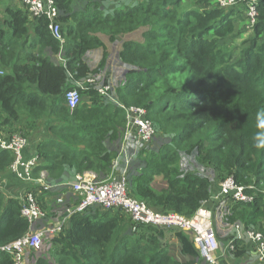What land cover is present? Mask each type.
<instances>
[{
  "label": "trees",
  "instance_id": "1",
  "mask_svg": "<svg viewBox=\"0 0 264 264\" xmlns=\"http://www.w3.org/2000/svg\"><path fill=\"white\" fill-rule=\"evenodd\" d=\"M189 1L184 6L185 0H117L104 14L103 0H53L60 42L44 16L30 17L22 5L0 0V134L29 140V131L44 127L52 136L35 144L41 164L33 178L44 171L46 181H58L65 170L105 178L123 141L125 110L92 85L78 88L85 99L73 109L64 94L72 88L69 74L78 81L101 73L108 46L118 43L117 65L127 72L118 82L117 100L143 108L159 136L168 139L159 150L138 153L128 195L158 211L191 216L210 199L212 182L231 177L252 201H231L218 215L229 228L240 223L264 233V123L258 120L264 112V0L254 5L251 36L236 57L225 42L233 35L234 17L247 19L249 0H233L231 7ZM97 49L102 56L93 68L90 53ZM57 54L65 64L56 62ZM102 73L105 81L109 73ZM13 160L10 151L0 150V174ZM202 168H210L213 177L193 171ZM155 177L166 186L155 189ZM45 196L50 193L38 197L42 207ZM20 208L0 191V247L26 233ZM127 225L120 212L73 214L58 236L30 252V264H207L190 232L173 233L176 257L158 240L162 230L141 225L131 239ZM221 236L232 242V259L246 256L242 239ZM0 264H13L11 255L0 251Z\"/></svg>",
  "mask_w": 264,
  "mask_h": 264
},
{
  "label": "built area",
  "instance_id": "2",
  "mask_svg": "<svg viewBox=\"0 0 264 264\" xmlns=\"http://www.w3.org/2000/svg\"><path fill=\"white\" fill-rule=\"evenodd\" d=\"M30 17L44 16L49 24L48 29L51 36L62 41L59 32V22L57 17L59 10L54 5L53 0H20ZM221 7L233 5V0H217ZM117 0H103L102 11L104 14L111 13ZM257 0H249L246 9V16L249 28L254 23L256 11L254 5ZM56 62L63 65L65 60L60 54L56 56ZM97 58H91L93 68L97 65ZM107 81H104L100 72L89 74L88 76L73 81L69 74V84L72 88L64 94L65 104L69 109L75 108L81 101L78 88L92 85L97 93L115 106L125 110L126 124L125 135H135L137 144L131 152L121 149L111 162V171L105 178H98L93 172H85L81 175L75 174L73 182L65 178L58 181L48 182L45 180V172H40L36 178L32 177V170L38 166V157L33 155L25 160L23 150L27 145V139L21 135L11 136L0 134V150L10 151L14 160L9 167L16 178L25 184L38 186L41 192L56 188L69 187L74 198V203L70 206L63 205V197L56 196L57 205L55 211L56 221L51 225H44L48 219L46 210L38 201V193L28 187L24 191L20 215L27 221L28 229L26 233L15 241L0 247V251L9 253L13 264H30L29 254L37 251L44 239H51L59 235L64 229L67 220L73 214H84L96 209L100 211H117L126 215L131 221L132 231L136 232L140 225L150 226L163 231H186L192 235V243L197 249L200 258L207 264H230L222 260L218 254L219 242L215 234L212 220V212L203 205L198 208L193 215L184 216L172 212L158 211L146 203L128 195V167L136 159L139 152L145 149L155 136L152 123L145 117V110L140 107H126L119 102L116 97L117 83L124 78L127 71L121 65L111 67ZM117 69L119 73H114ZM2 72L0 71V74ZM119 163L122 167L120 168ZM118 173L113 176L112 173ZM199 173V172H198ZM253 196L244 192V187L237 185L231 177H227L218 185V192L215 200L219 203L218 208L225 207L231 201L251 202ZM222 208V210H223ZM222 210H219L222 213ZM230 235L236 239H242L249 243L258 264H264V233L252 227L245 228L240 223H235L230 227ZM226 246L230 252L233 248L231 241H226Z\"/></svg>",
  "mask_w": 264,
  "mask_h": 264
},
{
  "label": "crops",
  "instance_id": "3",
  "mask_svg": "<svg viewBox=\"0 0 264 264\" xmlns=\"http://www.w3.org/2000/svg\"><path fill=\"white\" fill-rule=\"evenodd\" d=\"M16 3V2H15ZM128 1L123 2V4H128ZM16 5H18L16 3ZM19 6V5H18ZM24 8V7H23ZM119 46V45H118ZM117 43L112 44L111 46H108V56L106 59V67L107 70L108 69V65H110L111 67H116L117 64H120L118 62L117 59V53L119 51L120 48H118ZM92 58L96 57L98 62L101 60V51L99 49L97 50H93L91 53ZM98 69V68H97ZM110 72V70H109ZM127 72V71H126ZM125 72V73H126ZM124 73V75H125ZM109 77V75H108ZM107 77V79H108ZM104 79V77H103ZM107 79L105 81H107ZM118 86V83H117ZM85 99L84 97L81 98V100ZM33 131H29V140H27V145L23 150V154H24V158L25 160L32 157L35 154V144L38 143L40 140H45V139H51L52 136L46 132L45 128L43 127L42 130L32 133ZM33 134V139L30 138V135ZM157 138L159 139V142H157ZM122 143L119 147V150L117 152V154L119 153V151L121 149H124L127 152H131L134 148V146L137 144V139L135 137V135L131 134L126 136L125 135V129L123 132V138H122ZM167 136H162L160 137L159 134L157 133L154 138L145 145V149H155V150H159V147H161L164 143H166L167 141ZM131 142V143H129ZM116 154V155H117ZM37 156V155H36ZM115 157V156H114ZM113 157V158H114ZM136 161V159H134L128 167V177L129 175L132 173V168H133V164ZM41 164V160L38 158V165ZM120 168L122 167L121 163H119ZM141 168V165L137 166V169ZM111 171V169H110ZM118 173L117 170H115L112 175L115 176ZM75 173L72 172L71 170H65V174L63 175V177H61L60 179L65 178L67 181L69 182H73ZM59 179V180H60ZM218 182H212L211 185V194H210V199L204 203L203 207L207 208L208 210H210L215 216V218H213V222L215 223V225H217L219 227V229H214L216 231V233L218 234L217 237H219L220 239L222 238L221 235H225L226 233L229 234L231 232L230 228L223 222L221 216L218 215L219 212V203L215 200V195L218 192ZM28 187H32L37 193H38V197H43L44 196V192H41L38 188V186L34 185H29V184H25L22 181L18 180L16 178V176L14 175V173L9 169L6 170L5 172L0 174V191L3 193L4 197L6 199L8 198H12L17 200L20 205L22 204V198L24 195V191L28 188ZM50 193V196H45V201H46V206H43V208L46 210L47 215H48V219L47 221L44 223V225H51L53 224L56 219H55V211L57 208V205L55 203V198L56 196L61 195L63 197V205L64 206H70L74 203V198L72 196L71 190L69 187H64V188H56V189H51L48 191ZM224 210V209H223ZM114 213L117 211H113ZM123 214V213H122ZM126 217V221L128 222V235L130 236L131 239H135L136 237H138L140 235V232L142 230L141 225L138 227L136 232L132 231V225H131V221L129 220V218L125 215ZM69 223V219L67 220L65 227H67ZM214 227V226H213ZM229 228V229H228ZM157 229V228H156ZM160 230V229H159ZM145 231V230H144ZM153 233V232H152ZM172 233L169 231V233H165V231H163L162 233V237L158 238V240L160 241L162 238L166 239L168 236H170ZM171 239L174 242H177L176 238L174 237V235L168 237V239ZM247 245V254L244 258L240 259V260H234L232 259L231 254L228 251V248L226 246V242L223 241L221 239V241L219 242V248H218V254L221 255V258L223 261L230 263V264H258L255 258V254L252 251V247L249 243L246 244ZM36 252V251H35Z\"/></svg>",
  "mask_w": 264,
  "mask_h": 264
},
{
  "label": "rangeland",
  "instance_id": "4",
  "mask_svg": "<svg viewBox=\"0 0 264 264\" xmlns=\"http://www.w3.org/2000/svg\"><path fill=\"white\" fill-rule=\"evenodd\" d=\"M131 1H133V0H131ZM135 1H141V0H135ZM185 1H186V3H184V6L185 5H190L188 3V2H190L189 0H185ZM8 2H13V4H14V2H16L19 6L22 5V3H21L20 0H5V3H8ZM231 6L232 5H229L227 7H231ZM250 36H251V31L249 29V22H248V20L246 18H243L242 15L241 16L240 15H237V16L234 17V32H233V35H229L226 38L225 46L228 49H230V50H234V57H236L238 55V53H239L240 47L243 44L242 41L245 38L250 37ZM136 38L139 39V33L136 34ZM118 45L119 44L117 43V46ZM119 47H120V45L118 46V48ZM90 58H92V55L90 56ZM103 71H106V72L110 73L109 71H107V67L106 66L101 71V74L102 75H104V73H102ZM154 130H155V135H156L157 134V131H156L155 127H154ZM157 142H159V139L158 138H157ZM193 171L199 172L200 174L205 175V176L213 177L210 168H202V169H198V170H194L193 169ZM165 186H166V183H164L162 181L161 177H155V179L153 181V187L155 189L158 190V189L163 188ZM222 213H223V210H222ZM222 213H220V211L218 212L219 215H221ZM213 226H214V229H219V227L217 225H215L214 222H213ZM144 233H145V235L146 234L148 235L149 233H152V231L147 230V231H144ZM165 233H169V231H165ZM172 235H173V233L170 236H172ZM170 236H168V237H170ZM168 237L166 239H163L162 238L160 240L162 247L163 248L166 247V249H168L171 254L175 255L176 257H180V254H179V244H178V242H174L170 238L168 239ZM221 239L218 237V242H220ZM43 251H45L44 248H43Z\"/></svg>",
  "mask_w": 264,
  "mask_h": 264
},
{
  "label": "clouds",
  "instance_id": "5",
  "mask_svg": "<svg viewBox=\"0 0 264 264\" xmlns=\"http://www.w3.org/2000/svg\"><path fill=\"white\" fill-rule=\"evenodd\" d=\"M258 120L261 122V123H264V112H261L258 114ZM264 135V134H262Z\"/></svg>",
  "mask_w": 264,
  "mask_h": 264
}]
</instances>
